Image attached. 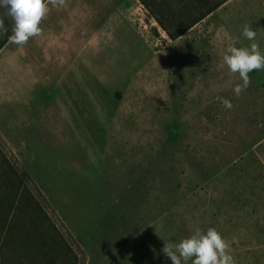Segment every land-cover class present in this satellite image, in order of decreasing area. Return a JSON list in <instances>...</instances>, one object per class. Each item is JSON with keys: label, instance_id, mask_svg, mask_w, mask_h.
<instances>
[{"label": "rangeland", "instance_id": "rangeland-1", "mask_svg": "<svg viewBox=\"0 0 264 264\" xmlns=\"http://www.w3.org/2000/svg\"><path fill=\"white\" fill-rule=\"evenodd\" d=\"M246 7L170 41L130 1L49 0L41 34L0 50V148L78 264H171L164 243L208 228L264 264V70L237 97L223 61L245 25L264 51Z\"/></svg>", "mask_w": 264, "mask_h": 264}, {"label": "trees", "instance_id": "trees-1", "mask_svg": "<svg viewBox=\"0 0 264 264\" xmlns=\"http://www.w3.org/2000/svg\"><path fill=\"white\" fill-rule=\"evenodd\" d=\"M3 14L4 9H0V18ZM4 26L7 32H0V50L12 35L11 18L4 19ZM189 27L190 24L184 26L176 34L168 31V35L176 39ZM28 179V174L19 171L0 148V264H78L75 250L50 218Z\"/></svg>", "mask_w": 264, "mask_h": 264}, {"label": "clouds", "instance_id": "clouds-1", "mask_svg": "<svg viewBox=\"0 0 264 264\" xmlns=\"http://www.w3.org/2000/svg\"><path fill=\"white\" fill-rule=\"evenodd\" d=\"M50 2L55 7L63 0ZM0 9H4L5 15L13 21L9 41L16 45H24L31 37L41 34L40 24L49 12V0H0ZM0 32H7L2 18ZM242 35L253 43L248 46H237L238 38L231 39L223 55L228 70L239 75L241 83L236 84L233 89L237 97L249 87L251 83L249 73L264 70V51L254 42L257 33L251 26L245 25ZM220 103L225 109L233 108V103L229 99L220 98ZM162 251L171 260V264H187L190 259L192 264H236L231 254V243L216 228L197 230L178 243H164Z\"/></svg>", "mask_w": 264, "mask_h": 264}, {"label": "crops", "instance_id": "crops-1", "mask_svg": "<svg viewBox=\"0 0 264 264\" xmlns=\"http://www.w3.org/2000/svg\"><path fill=\"white\" fill-rule=\"evenodd\" d=\"M107 3L126 4L132 2L138 11H140V19L146 18V22L157 30L162 37L168 38L170 41H177L185 37L190 32L199 29L202 31L204 23L212 20L214 17L219 19L230 20V3L240 1L247 5L246 9L251 12L264 11V0H99ZM208 12V13H206ZM206 14V15H203ZM199 21L193 23L196 19ZM190 27L182 32L176 39H172L168 35L170 33H178L184 26ZM192 24V25H191ZM220 26L229 28L230 21L221 24H212L208 31H212L213 27ZM165 27L166 29H163ZM212 27V29H211ZM214 29L215 35H223ZM227 34L226 37H229ZM213 37V36H212ZM218 39L213 38V41Z\"/></svg>", "mask_w": 264, "mask_h": 264}]
</instances>
